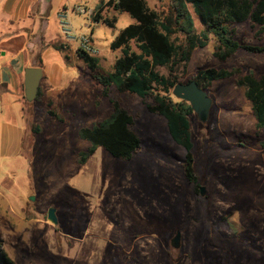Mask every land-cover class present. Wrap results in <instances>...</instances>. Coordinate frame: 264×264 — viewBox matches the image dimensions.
I'll return each instance as SVG.
<instances>
[{
  "label": "rangeland",
  "instance_id": "rangeland-1",
  "mask_svg": "<svg viewBox=\"0 0 264 264\" xmlns=\"http://www.w3.org/2000/svg\"><path fill=\"white\" fill-rule=\"evenodd\" d=\"M145 1L159 15L170 7V0ZM99 2L62 0L69 10L77 5L93 10ZM188 9L198 32L199 17ZM101 15L114 18L113 26L69 13L75 33H85L98 49L95 72L73 60L75 43L63 51L41 49L44 76L57 90L52 103L26 102L13 94L0 102V253L14 264H264V128L256 127L235 76L211 84L205 123L194 113L189 117L194 169L204 196L184 179V150L170 139L165 120L146 110L151 99L114 88L110 98L138 113L132 129L139 149L123 161L97 147L78 164L79 153L89 146L80 129L111 113L109 98L100 97L101 86L92 76L112 72L121 51L110 44L135 22L112 7ZM233 28L239 41L264 47L257 27L246 22ZM214 52L210 40L188 62L177 61V81L185 83L206 68L264 74V51L242 50L226 63ZM157 72L167 75L163 67ZM48 109L62 122L49 117ZM49 208L55 209L56 225L46 218ZM177 232L180 246L174 249L170 241Z\"/></svg>",
  "mask_w": 264,
  "mask_h": 264
},
{
  "label": "trees",
  "instance_id": "trees-1",
  "mask_svg": "<svg viewBox=\"0 0 264 264\" xmlns=\"http://www.w3.org/2000/svg\"><path fill=\"white\" fill-rule=\"evenodd\" d=\"M188 6L193 8L201 22L202 28L198 32ZM104 7L127 13L135 22L121 30L110 44L112 50L121 51L114 61L112 72L107 75L94 73L92 76L101 86L100 97L109 98L111 113L96 126L80 129V138L86 140L89 146L79 153L78 164H84L97 147H102L112 158L123 161L130 160L139 149V138L132 129L138 113L123 107L118 97L110 98L111 88H114L118 93L151 99L144 104L145 108L165 120L170 139L184 150L181 172L197 194L199 177L194 169V145L189 121L193 111L188 103L177 100L171 94L173 87L180 83L175 76L177 61L188 62L191 53L204 48L210 40L215 43L214 57L221 63H226L242 50L251 53L264 51V47L239 41L233 28L236 24L248 22L258 28V34H264V0H170L168 12L163 15L151 9L145 0H109L105 4L100 0L93 20L112 27L115 19L102 17ZM76 53L87 68L95 72L98 59L79 50ZM38 64L40 66V59ZM162 67L167 69L166 76L157 72ZM231 76H235L236 86L244 90L256 127L263 129L264 74L258 76L253 70L241 71L237 68H206L197 70L186 82L195 80L208 94L213 82ZM39 96L38 88L34 101ZM46 114L62 122L52 109L46 110ZM0 264L14 263L1 252Z\"/></svg>",
  "mask_w": 264,
  "mask_h": 264
},
{
  "label": "crops",
  "instance_id": "crops-1",
  "mask_svg": "<svg viewBox=\"0 0 264 264\" xmlns=\"http://www.w3.org/2000/svg\"><path fill=\"white\" fill-rule=\"evenodd\" d=\"M56 3L57 0H0V102L12 94L23 99L24 70L40 67L42 78L38 87V102L52 103V97L57 90L44 76V67L38 51L44 49L57 52L72 47L71 43L65 42L59 31L57 13L63 9V3L62 0L59 4ZM95 10L93 9L94 12ZM51 25L54 30H50ZM89 30L92 31V28ZM72 49L73 52L70 53L73 60L86 66L77 56V46ZM61 58L68 57L61 55ZM61 58L58 56V67L62 64ZM38 59L41 61L40 66ZM86 71L90 70L86 68Z\"/></svg>",
  "mask_w": 264,
  "mask_h": 264
},
{
  "label": "water",
  "instance_id": "water-1",
  "mask_svg": "<svg viewBox=\"0 0 264 264\" xmlns=\"http://www.w3.org/2000/svg\"><path fill=\"white\" fill-rule=\"evenodd\" d=\"M42 78V69L40 67H30L24 70V98L26 102H33L37 96L39 82ZM171 94L177 100L185 101L188 103L195 114L196 118L205 123L209 117V112L212 106V100L208 96L207 92L202 90L195 80H190L185 83H177ZM199 195L204 196V188H199ZM46 218L52 225L57 224L55 217V209L49 208L47 210ZM180 235L177 232L171 239L170 245L174 249H178Z\"/></svg>",
  "mask_w": 264,
  "mask_h": 264
},
{
  "label": "built area",
  "instance_id": "built-area-1",
  "mask_svg": "<svg viewBox=\"0 0 264 264\" xmlns=\"http://www.w3.org/2000/svg\"><path fill=\"white\" fill-rule=\"evenodd\" d=\"M71 11H74L79 15H86L88 17V23L89 22H91L92 24L97 23L94 22L93 20V17L95 15V12L93 10L87 9L86 7L80 5L75 6L71 10H69L68 8H63L57 13L58 27L63 39L67 43H75L77 46V50L91 57L97 56L98 49L92 45L89 37L85 33L77 35L73 30V27L69 19V13ZM85 27L90 29L89 25H85ZM0 73H1V69H0ZM0 111H1V103H0Z\"/></svg>",
  "mask_w": 264,
  "mask_h": 264
}]
</instances>
